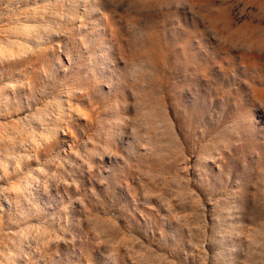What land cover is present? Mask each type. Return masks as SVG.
<instances>
[{
    "label": "rangeland",
    "instance_id": "obj_1",
    "mask_svg": "<svg viewBox=\"0 0 264 264\" xmlns=\"http://www.w3.org/2000/svg\"><path fill=\"white\" fill-rule=\"evenodd\" d=\"M0 264H264V0H0Z\"/></svg>",
    "mask_w": 264,
    "mask_h": 264
},
{
    "label": "snow or ice",
    "instance_id": "obj_2",
    "mask_svg": "<svg viewBox=\"0 0 264 264\" xmlns=\"http://www.w3.org/2000/svg\"><path fill=\"white\" fill-rule=\"evenodd\" d=\"M3 182H5L4 181V178L3 177H0V183H3Z\"/></svg>",
    "mask_w": 264,
    "mask_h": 264
}]
</instances>
